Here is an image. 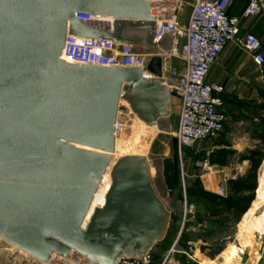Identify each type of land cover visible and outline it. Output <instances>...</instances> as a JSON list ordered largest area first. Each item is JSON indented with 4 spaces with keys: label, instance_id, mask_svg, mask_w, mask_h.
<instances>
[{
    "label": "water",
    "instance_id": "95a60500",
    "mask_svg": "<svg viewBox=\"0 0 264 264\" xmlns=\"http://www.w3.org/2000/svg\"><path fill=\"white\" fill-rule=\"evenodd\" d=\"M152 20L149 0H0V239L40 263L74 250L94 264H118L167 236L171 216L141 155L116 157L105 206L87 221L116 151L121 102L170 132L156 45L166 51L171 39L155 44ZM68 35L130 45L156 79L68 65ZM162 174L172 198L173 158L163 160Z\"/></svg>",
    "mask_w": 264,
    "mask_h": 264
},
{
    "label": "rangeland",
    "instance_id": "374dc122",
    "mask_svg": "<svg viewBox=\"0 0 264 264\" xmlns=\"http://www.w3.org/2000/svg\"><path fill=\"white\" fill-rule=\"evenodd\" d=\"M191 8L192 0H185ZM129 105L122 101L119 120L125 129L117 137L116 157L145 156L150 167L154 189L170 213L168 238L152 249V254L163 256L172 249L178 236L183 241L177 250L184 252L190 243L198 244L191 255H176V264H264V229H258V221L264 214V140L240 144V156L230 157L231 149L222 148L220 138L180 153L175 134L180 116L170 115L171 132L146 127L129 121ZM132 114V112H131ZM260 157L251 160V153ZM176 162L175 189L170 198L163 178V160ZM207 164V165H206ZM231 178L228 201L217 197H204V176ZM203 178V179H202ZM235 182L234 184H230ZM237 183V184H236ZM101 188V199L105 202ZM100 189V188H99ZM219 192V190H218ZM196 193V196H192ZM190 196V198H189ZM187 198L195 209L186 219L184 210ZM221 198V197H220ZM174 237H176L174 239ZM170 238L174 241L169 243ZM0 264H44L0 239Z\"/></svg>",
    "mask_w": 264,
    "mask_h": 264
},
{
    "label": "built area",
    "instance_id": "2783aa9c",
    "mask_svg": "<svg viewBox=\"0 0 264 264\" xmlns=\"http://www.w3.org/2000/svg\"><path fill=\"white\" fill-rule=\"evenodd\" d=\"M150 16L155 24L154 43L163 35L172 39L169 52L163 58L180 59L184 71L175 66H164L159 80L170 94L180 101V123L175 134L180 153L193 150L202 144L216 140L225 131L227 116L219 108L225 88L208 81L211 69L230 42H235L249 54L254 65L264 71V54L261 40L251 33H242L243 19L264 17V0H247L241 16L230 11L238 0H192V12L187 26L180 23L184 11L190 5L185 0H149ZM86 21L99 20L93 16H76ZM61 60L68 65L111 67L142 70V78L156 79L147 71L146 57L133 52L130 45L114 43L106 39L81 38L68 35ZM125 125L119 120L115 125L116 137ZM207 165V164H206ZM218 195L227 197V190L220 187ZM195 207L186 202L184 217L190 216ZM181 235L174 246L163 255L160 264H176V255H191L198 249L194 243L184 252L177 250ZM152 251L140 259L124 257L118 264H153ZM48 264H94L85 256L72 250L67 257L54 256Z\"/></svg>",
    "mask_w": 264,
    "mask_h": 264
},
{
    "label": "crops",
    "instance_id": "0c3cea01",
    "mask_svg": "<svg viewBox=\"0 0 264 264\" xmlns=\"http://www.w3.org/2000/svg\"><path fill=\"white\" fill-rule=\"evenodd\" d=\"M246 5L247 0H238L230 11L231 15L241 16ZM191 12L192 8L190 6L187 7L180 20L182 25H188ZM241 29L242 33L254 34L261 40L263 45L262 53L264 54V17L243 19ZM171 44L172 39L169 49L166 51L161 50L156 45L158 55L164 58L169 52ZM165 66H175L181 71H184L186 68L185 63L176 58L165 60ZM208 81L220 84L225 88V93L221 96L222 106L219 110L227 116L228 121L225 131L219 138L222 148L232 150L230 157L234 159L236 156H240V144L261 141L260 134L264 127V124H262V118L264 119V71L262 73L254 65L251 56L238 47L235 42H230L211 69ZM167 96L169 118L172 113L180 116V101L168 93ZM131 112L129 113L131 115L129 117L130 122L140 123L150 128H157L156 125H146L133 112L131 114ZM165 118L158 117L157 119ZM223 177L224 184L221 182L222 177L204 176L203 178H206V180H202V183L205 191L211 194H218L220 187H224L227 190L228 197V186L226 184L231 178L228 177L227 173ZM109 188L110 186L106 192L109 191Z\"/></svg>",
    "mask_w": 264,
    "mask_h": 264
},
{
    "label": "bare ground",
    "instance_id": "6f19581e",
    "mask_svg": "<svg viewBox=\"0 0 264 264\" xmlns=\"http://www.w3.org/2000/svg\"><path fill=\"white\" fill-rule=\"evenodd\" d=\"M115 153H116V151H115ZM115 162H116V155L114 154V155H113V160H112L111 166H110V168L108 169L107 173L105 174V176H104V178H103V181H102V183H101V185H100V187H99L100 189H98V191H97V193H96V195H95V197H94V200H93V203H92V206H91V209H90L89 215H88V217H87V221H89V219H90L92 213L94 212V209H100V208H102V207L105 206V202H104V201H102V202L99 201V200L101 199V197H102L101 194H100V192H101V188H102V186H104V184H105L106 182L109 183V184L111 183L110 173H111V171H112V168H113ZM261 181H262V183L264 184V169H263V175H262V180H261ZM110 187H111V185H110ZM109 189H110V188H109ZM106 194H107V192H106V190L104 189V190L102 191V195L105 197ZM257 226H258V229H264V214H263L262 219L258 221ZM44 264H48V262H47V263H44ZM252 264H256V261H253Z\"/></svg>",
    "mask_w": 264,
    "mask_h": 264
},
{
    "label": "trees",
    "instance_id": "16d2710c",
    "mask_svg": "<svg viewBox=\"0 0 264 264\" xmlns=\"http://www.w3.org/2000/svg\"><path fill=\"white\" fill-rule=\"evenodd\" d=\"M262 124H264V119L262 118ZM261 135V140H264V127H263V130H262V133L260 134ZM186 151H190V150H186ZM251 155H252V157L250 158L251 160H254V159H257L258 157H260V156H262V155H260L259 153H251ZM175 161V160H174ZM175 174H176V162H175ZM235 182H232V183H230V184H234ZM237 184V183H236ZM202 195H204V197H206V196H208V197H217L218 198V196L217 195H214V194H211V193H208V192H203L202 193ZM192 196H196V193H192ZM189 198H190V196H189ZM219 199H221V200H227L228 201V197L227 198H220L219 197ZM187 201H188V203L189 204H192L193 205V203L187 198ZM184 234V233H183ZM182 234V237L180 238V240H179V242H178V244L180 245L181 243H182V241H183V235ZM168 235L169 234H167V237H166V239H165V241L167 240V238H168ZM176 237H174V239H175ZM173 239V240H174ZM171 238H170V242L169 243H172L173 244V241ZM165 241H163V243L165 242ZM187 248H188V246L187 247H185L184 249L185 250H187ZM153 256H154V262H153V264H160L161 263V260H162V257L163 256H158V255H155V254H153Z\"/></svg>",
    "mask_w": 264,
    "mask_h": 264
}]
</instances>
